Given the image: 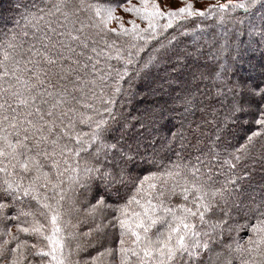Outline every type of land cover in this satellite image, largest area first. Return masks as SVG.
<instances>
[{
	"label": "snow or ice",
	"instance_id": "6c2138e0",
	"mask_svg": "<svg viewBox=\"0 0 264 264\" xmlns=\"http://www.w3.org/2000/svg\"><path fill=\"white\" fill-rule=\"evenodd\" d=\"M21 6L24 7L21 18L26 25L31 23L35 27L36 21L44 19V8H36L33 12L29 7ZM118 10L128 14L127 21ZM240 11L243 17L238 18L237 23L248 20L249 43L255 40L264 45V0H226L205 8L196 7L195 0H181L176 7L161 0H105L103 3L78 0L77 4L71 0H55L46 13L48 17L56 18L55 27L51 21L47 22V31L36 44L29 43L24 47V41L18 40L15 32L9 36L0 46V264H33L31 257H39L40 264L45 261L46 264H117L116 258L118 264H201L204 254L211 251L215 229L223 222L210 225L211 232L199 228L219 202L227 204L238 190V178L233 175L237 162L249 155L258 137L264 136V86L248 88L250 101L247 104L234 101L225 117L227 123L232 117L251 115L255 130L244 137L243 143L234 146L230 141H222L223 128L217 127L215 135L208 140L207 151H201L195 158L196 164L189 166L173 161L164 165L158 174L144 176L124 202H109L112 186L128 183L124 179L125 173L131 170L139 155L138 149L133 151L131 145L125 151L119 142L109 143L107 137L113 131L111 123L117 120L114 113L116 97L121 91L119 81L127 75V66L142 49L133 43L130 48H136V52L129 50L125 57L115 48V41L103 40L108 51L92 47V55H87L84 50L88 48L89 37L84 33L90 28L95 30V35L113 33L147 44L173 25L180 26L205 17L223 22L226 14ZM81 12L89 13L88 24L78 19ZM252 17H258L260 23H254ZM137 20L143 22V27ZM113 21L116 27L110 26ZM22 35L26 37L28 33L25 31ZM236 35L238 46L244 33L237 31ZM166 47L165 43L159 46L160 49ZM229 47L227 41L222 44V54H226ZM113 49L115 58L124 62L125 69L117 73L116 85L107 99L102 90L100 97L92 91V99H98L101 107L85 104L91 114L77 112L75 108L58 112L60 106L76 100L73 93L79 91L82 94L89 83L96 86L95 78L85 81L79 74L83 71L85 76L88 75L89 67L81 57L84 61H92V73L95 74L98 71L95 65L100 62L98 58L112 59L110 52ZM153 59L155 57H150V62ZM54 78L68 81L72 91L67 88L55 91ZM107 78L101 77L102 80ZM217 78H220L219 73ZM245 87L236 82L229 91L238 89L237 95H241ZM53 96L58 99L52 104L44 99ZM77 123L87 125L90 131L75 132ZM175 136L173 133V139ZM62 140H70L75 146L61 143ZM93 146L96 147L94 162L82 163L81 152ZM115 154L118 158L113 163L108 157ZM69 156L75 158V166L69 162ZM140 163L149 168L156 166L154 157L140 156ZM221 175L225 179L217 186L215 177ZM149 179H163L164 184L155 196L149 193L142 200L139 196ZM169 182L170 187L166 188ZM76 188L88 191L91 199L66 198V192ZM148 188L156 189L157 185L149 183ZM173 196H179L183 202L175 207L165 204V198ZM119 200L117 194L116 201ZM81 204L87 207L81 208ZM80 211L93 225L84 235L96 237L87 246L78 241L80 233L71 221L72 215ZM108 213L114 215L109 218ZM255 214L256 223L251 227L255 238L248 239L247 247L238 241L235 249L231 243L226 245L223 264H233V252L245 257L240 264H264V198L256 204ZM110 228L119 229L115 248L104 244ZM73 241H77L74 248ZM86 247L93 249L95 254L88 255L83 261L72 259L74 253L79 256Z\"/></svg>",
	"mask_w": 264,
	"mask_h": 264
},
{
	"label": "trees",
	"instance_id": "16d2710c",
	"mask_svg": "<svg viewBox=\"0 0 264 264\" xmlns=\"http://www.w3.org/2000/svg\"><path fill=\"white\" fill-rule=\"evenodd\" d=\"M53 2L55 0H0V46L13 32L16 33L18 40L24 41V47H27L29 43L36 44L41 34L47 31V22L51 21L55 27L56 18L46 15L47 8L51 7ZM86 2L93 3L95 0H86ZM100 2L103 3L105 0ZM161 2L176 7L181 0H161ZM225 2L226 0H195V6L205 8L209 4ZM71 3L77 4L78 0H71ZM33 4L36 5L35 8L31 7ZM21 5L29 7L33 12L36 8H44V19L36 21L35 27L31 23L26 25L21 18L24 12V7ZM118 14L124 15L126 21L129 18L128 14L120 13L119 10ZM88 15L87 12H81L78 14V19L88 24ZM240 17H243L242 11L226 14L223 22L211 17L190 20L180 26L173 25L167 31H162L160 36L147 44L113 33L95 35V30L90 28L85 30L84 35L89 37L88 48L84 50L87 55H92V47H97L98 50L104 48L108 51L103 40L109 43L115 41V48L120 49L125 57L129 50L135 53L136 48L142 49L138 56L134 57L133 63L127 66V75L119 81L121 91L116 97L114 113L117 120L111 123L110 127L113 131L107 137L109 143L119 142L125 151H128V145H131L133 151L138 149L139 155L136 162L131 165V170L125 173L124 179L128 183L125 186L119 183L112 186L109 202H124L134 193L135 185L139 184L144 176L158 174L163 170L164 165L173 161L186 163L189 166L196 164L195 158L201 154V151H207L208 140L215 135L217 127L223 128L222 141H230L234 146L243 143L244 137L255 130L251 115L232 117L225 123V117L234 101L247 104L251 99L248 88L256 85L264 86V45L255 40L249 43L248 20L246 19L243 24L237 23ZM251 19L256 24L260 23L258 17ZM137 23L143 27V22L137 20ZM79 26L77 23L76 27L79 28ZM110 26L116 27V22L113 21ZM25 31L28 33L26 37L22 35ZM237 31L244 33L238 46ZM226 41L230 47L226 54H222L221 45ZM133 43L136 44V48H130ZM162 43L167 44L165 49L159 48ZM197 49L199 51L195 55H188ZM110 54L112 59L105 56L98 58L100 62L95 65L98 70L95 74L92 73V61H84L81 57L82 62H87L89 67L86 70L88 75L85 76L83 71L79 74L85 81L95 78L96 86L89 83L82 94L79 91L73 93L76 100L66 106H60L57 109L58 112L75 108L77 112L91 114L90 110L84 107L85 104H93L96 108L101 107L98 99H92V91L100 97L102 90L104 98L107 99L116 85L117 73H122L125 69L124 62L115 58L114 49ZM150 57L155 59L150 62ZM217 73L220 74V78H217ZM104 76L108 78L102 80L101 77ZM52 82L55 85V91H62L65 88L69 92L72 91V84L68 81L54 78ZM236 82L246 86L241 95H237L238 89L229 91ZM217 89H220L219 94ZM44 99L52 104L58 97H44ZM186 100L188 103H185ZM141 124L145 127L141 128ZM89 131L87 125L76 124L75 132ZM173 133L176 134L175 139H173ZM61 143L75 146L70 140H62ZM95 152V146L86 152H81V162H94ZM178 154L180 160H178ZM140 156H147L149 159L154 157L156 166L149 168L146 164H141ZM117 158L118 154L108 157L113 163ZM69 162L75 166L74 157L69 156ZM225 174L227 175V169ZM233 175L238 178V190L227 204L219 202L213 212L206 216L203 227L199 228L201 231L211 232L210 225L223 222L215 229L211 251L204 254L201 264H223L227 254L226 245L231 243L232 248L235 249V243L238 241L247 247L248 239L255 238L251 232L252 225L256 223L255 206L264 198V136L258 137L249 155L237 162ZM215 179L219 186V182L223 181L225 176H216ZM117 180L119 181V175ZM149 183L156 184L157 188L149 189ZM163 184V179L145 181L144 192L140 193L139 198L143 200L149 193L155 196L162 190L160 185ZM67 186L66 181L65 187ZM167 187H170V182L166 185ZM117 194L120 197L119 201H116ZM65 195L66 198L77 201L91 199L90 193L80 188L69 189ZM164 202L175 207L183 201L179 196H173L170 199L165 198ZM84 207L87 205L81 204V208ZM111 215L114 213H108L109 218ZM71 221L72 224L77 225L75 230L80 233L78 241L82 245L87 246L95 241L96 237L84 235L93 225L83 211L74 213ZM78 221L79 224H77ZM41 222L47 223L44 220ZM22 238L30 239L33 243L37 242L34 238L23 236ZM118 240L119 229L110 228L104 244L106 247L115 248ZM76 242H72L73 248ZM94 254L93 249L86 247L79 256L74 253L72 259L83 261L88 255ZM232 256L235 257L233 264H240L241 259L245 258L235 252ZM30 259L33 264H40L39 257ZM116 261L118 264V258Z\"/></svg>",
	"mask_w": 264,
	"mask_h": 264
},
{
	"label": "rangeland",
	"instance_id": "374dc122",
	"mask_svg": "<svg viewBox=\"0 0 264 264\" xmlns=\"http://www.w3.org/2000/svg\"><path fill=\"white\" fill-rule=\"evenodd\" d=\"M169 6H173V5H169Z\"/></svg>",
	"mask_w": 264,
	"mask_h": 264
}]
</instances>
